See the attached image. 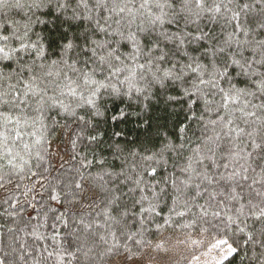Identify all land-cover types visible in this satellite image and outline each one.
Instances as JSON below:
<instances>
[{"label": "snow or ice", "instance_id": "snow-or-ice-1", "mask_svg": "<svg viewBox=\"0 0 264 264\" xmlns=\"http://www.w3.org/2000/svg\"><path fill=\"white\" fill-rule=\"evenodd\" d=\"M69 123L88 210L56 264L166 229L197 264H264V0H0V189L43 175Z\"/></svg>", "mask_w": 264, "mask_h": 264}, {"label": "trees", "instance_id": "trees-1", "mask_svg": "<svg viewBox=\"0 0 264 264\" xmlns=\"http://www.w3.org/2000/svg\"><path fill=\"white\" fill-rule=\"evenodd\" d=\"M124 127V126H121ZM133 128L129 124L124 128L128 133ZM109 133L111 129L108 130ZM80 129L69 123L68 127L58 129L53 138L51 148V167L45 164L48 170L33 180L23 181L19 189H0V262L2 264H56L54 258L48 257V252L53 248H69L71 242L75 240L76 226L78 225L77 212L83 215L88 209L86 205L81 207L78 203L79 196L73 190V182L79 181L78 170L80 164L77 159H72L76 153L83 156L80 151L83 144L77 139ZM136 132H130L128 139H133ZM108 137H105L107 141ZM70 140H77V148L74 151ZM106 154V145L102 146ZM100 150L98 149V154ZM92 159L91 153L88 155ZM111 160V157H109ZM87 178V171H95V167L89 170H80ZM33 189L28 192V189ZM28 192L27 195H24ZM58 195L59 200L50 199L49 193ZM19 200L17 208L9 206ZM63 214V219L67 221V227L61 221L56 222V229L49 225L53 223L52 217ZM34 217V218H32ZM47 217V219H45ZM191 233L192 239L196 238L194 230H186ZM58 233L57 239L53 241L51 237ZM185 231L175 230V235L171 229H166L155 238L149 237L151 244L143 249L133 247L132 253L126 251L115 254L104 253L97 249L89 255L91 261H82V264H144L149 260L156 264H196L191 260V253L195 246L190 241L179 244L178 239H184ZM156 243H161L162 248L157 249ZM100 252V255H96ZM201 255V261L205 258L202 250L196 252ZM242 253L237 254L231 264H247L242 261ZM72 264H75L73 261Z\"/></svg>", "mask_w": 264, "mask_h": 264}, {"label": "rangeland", "instance_id": "rangeland-1", "mask_svg": "<svg viewBox=\"0 0 264 264\" xmlns=\"http://www.w3.org/2000/svg\"><path fill=\"white\" fill-rule=\"evenodd\" d=\"M214 255H215V253H212L211 256H209V257H205L202 261L199 262V264H204V262H205L206 260H210L211 257L214 256ZM144 264H156V263L153 262V261H151V260H149L148 262H146V263H144ZM196 264H197V263H196Z\"/></svg>", "mask_w": 264, "mask_h": 264}]
</instances>
